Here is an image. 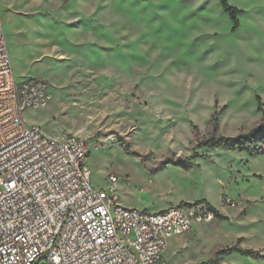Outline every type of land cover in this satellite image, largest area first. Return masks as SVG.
I'll return each instance as SVG.
<instances>
[{
    "label": "rangeland",
    "instance_id": "rangeland-1",
    "mask_svg": "<svg viewBox=\"0 0 264 264\" xmlns=\"http://www.w3.org/2000/svg\"><path fill=\"white\" fill-rule=\"evenodd\" d=\"M228 3L235 31L218 0H0L16 82L50 87L29 127L84 139L93 186L126 208L205 201L222 216L170 239L166 264H264V154L196 149L264 121V0Z\"/></svg>",
    "mask_w": 264,
    "mask_h": 264
},
{
    "label": "built area",
    "instance_id": "built-area-1",
    "mask_svg": "<svg viewBox=\"0 0 264 264\" xmlns=\"http://www.w3.org/2000/svg\"><path fill=\"white\" fill-rule=\"evenodd\" d=\"M49 88L16 82L0 17V264H166L169 240L214 212L202 201L126 208L114 190L95 188L84 139L50 137L24 120L49 105Z\"/></svg>",
    "mask_w": 264,
    "mask_h": 264
},
{
    "label": "trees",
    "instance_id": "trees-1",
    "mask_svg": "<svg viewBox=\"0 0 264 264\" xmlns=\"http://www.w3.org/2000/svg\"><path fill=\"white\" fill-rule=\"evenodd\" d=\"M222 10L226 13L233 23L232 30L235 31L239 26L238 15L241 13L237 8L230 6L228 0H218ZM207 149L210 151L223 150L226 152H238L245 153L249 157H256L264 154V121L257 127L251 129L245 134H240L235 137L225 136H211L200 140L196 146V149ZM198 156L193 155L186 159H177L174 161H165L163 166L171 164L173 166L181 167L183 169H191L193 159ZM205 202V201H202ZM210 209L214 212L215 218H222L218 212L210 206ZM238 252L242 256L252 257L255 259L261 258L258 252L253 250H243L237 247H231L226 252ZM221 253H224L221 252Z\"/></svg>",
    "mask_w": 264,
    "mask_h": 264
},
{
    "label": "crops",
    "instance_id": "crops-1",
    "mask_svg": "<svg viewBox=\"0 0 264 264\" xmlns=\"http://www.w3.org/2000/svg\"><path fill=\"white\" fill-rule=\"evenodd\" d=\"M50 137H52L51 135H48ZM64 135H61V136H57V137H54V138H62ZM171 206V205H170ZM168 207L165 205V206H162V207H158V208H155L154 211H151V212H160V211H163L165 209H167Z\"/></svg>",
    "mask_w": 264,
    "mask_h": 264
}]
</instances>
